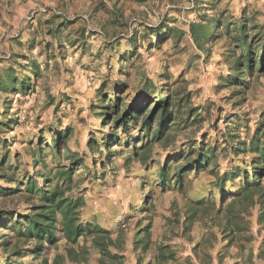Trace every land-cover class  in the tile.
<instances>
[{
  "label": "rangeland",
  "instance_id": "1",
  "mask_svg": "<svg viewBox=\"0 0 264 264\" xmlns=\"http://www.w3.org/2000/svg\"><path fill=\"white\" fill-rule=\"evenodd\" d=\"M182 3L183 0H0V119H13L12 127L0 129V161H4V169L0 168V181H4L0 184V203L15 202L27 209L21 212L17 207H0V215L5 211L27 214L30 205L38 203L26 191L24 176L41 185L37 177L42 181L45 174L57 177L62 166H71L65 149L56 154L46 145L52 144V139H46L45 130L53 138L54 133H61V126L62 132H69V137L63 138L69 150L84 160V165L74 169L71 189L73 196L86 199L81 216L95 213V223L98 220L108 227L135 229L140 209L150 216L155 211V200L167 198L164 203L169 204L178 191L174 188L162 192L152 178L167 157L188 152L192 146L198 149L204 144L206 151L215 147V153L201 173L192 169L186 172L187 199L221 198L214 185L217 176L210 173L212 168L220 173L221 166L223 172L236 166L251 169L255 154L247 151L236 157L231 148L264 125V75H255L258 82L248 88L230 83L232 70L225 75L224 65L233 46L226 24L236 22V5L233 0H197L193 8L183 9ZM166 4L175 6L164 10L157 21L156 13ZM173 11L176 15H169ZM220 18L225 26L215 38L199 45L191 24L213 28ZM156 31L165 37L160 44ZM8 73L26 81L25 93L3 89ZM150 82L152 85L147 87ZM124 84V95L132 104L144 97L154 101L162 90L172 95L175 122L169 127L171 139L167 145L161 142L151 147L150 170L139 161H126L130 151L125 144L120 147L114 143V155L110 156L103 143L110 128L103 125L100 95H113V87ZM49 115L52 120L45 123ZM70 115L73 119L64 125ZM37 127L38 131L33 132ZM138 133L134 126L132 134ZM119 134L123 137L122 130ZM39 137L47 141L43 143L45 162L34 166ZM92 138L98 141L96 149L89 147ZM121 148L125 150L121 152ZM185 162L182 160L180 166ZM10 175L15 180L9 179ZM239 182L238 179L236 183ZM232 183L227 180V192L235 190ZM127 206L131 215H125ZM260 208L259 204L249 206L243 213L245 229L228 248L212 219L202 221L209 232L200 250L203 264H264ZM8 220L13 225L17 219L5 216L0 221V234L14 232L2 229V222ZM18 245L26 252L34 243L21 239ZM53 250L45 243L44 253L50 258ZM41 258L24 254L13 264H43ZM4 261L0 245V264Z\"/></svg>",
  "mask_w": 264,
  "mask_h": 264
},
{
  "label": "trees",
  "instance_id": "2",
  "mask_svg": "<svg viewBox=\"0 0 264 264\" xmlns=\"http://www.w3.org/2000/svg\"><path fill=\"white\" fill-rule=\"evenodd\" d=\"M225 26L223 19L220 18L212 28L208 25L192 23L191 32L197 43L201 45L203 40L209 41L218 35L219 30ZM160 31V30H159ZM156 31L157 44L162 43L165 37ZM264 31V30H262ZM226 33L232 37L233 46L229 49V59L232 60L230 83L244 85L238 75L239 68L244 66L246 61L249 71H252L253 52L252 45L260 46V52L256 56L255 75H264V35L261 31H257L249 42L247 32V23L241 18L240 22H228L226 24ZM152 83H148L150 87ZM249 87L250 85H244ZM2 87L5 91L17 93L19 91L26 92L27 83L24 79L18 78L15 74H7L6 82ZM127 85L113 87L114 93L100 95L102 97L103 125L110 128L108 134L102 139L106 145L109 155L113 156L111 150L114 143L125 144L130 152H127L125 159L128 162L139 161L142 165L150 170L149 152L155 143L165 142L167 145L171 139L169 127L175 122V112L173 108L172 95L166 90L157 92L154 101L148 98L139 99L135 103H130L125 96ZM149 97L148 95H146ZM6 107L11 105L7 102ZM1 118V113H0ZM13 119L6 117L5 120L0 119L1 127H12ZM136 126L139 133L132 134V128ZM119 130L123 131V137L120 136ZM69 137V132L54 133L52 144H46L47 141L41 137L37 138L38 146L34 154V166H38L45 162L43 143L47 147L53 148L56 154H60L62 149L67 151V155L71 158V166L62 168L55 174L43 175V185H39L37 181L29 176L25 177L27 183L26 191L30 192V198H37L38 203H32L27 214H19L17 212H3L0 215V221L5 217H16L13 225L11 221H3L2 229L11 228L14 232L8 234L3 232L0 234V245L3 249L5 264H13L16 260L21 259L24 254H32L33 257L41 258L43 264H64L65 258L78 259L84 258L86 250L78 252L75 246L79 243V239L83 235H92L94 244L101 249L103 255H107L112 260L120 259L118 254H113L109 246L113 244L112 230L106 229L97 224L81 222V209L86 204V199L82 196H73L71 189L73 185V173L77 166L84 165L83 158H77L76 153L69 150L64 137ZM44 140V141H43ZM46 142V143H45ZM89 147L96 149L99 147L96 138L89 141ZM232 153L237 157L243 152L254 153L251 161V169L232 167L230 170L220 173L219 169L212 168L211 174L217 176L215 187L219 189L221 198L216 200L200 198L187 199V191L185 185V175L191 169L194 173L199 174L205 170L210 164L215 153V147H210L208 151L202 144L198 149L192 146L188 152L182 151L178 156L167 157L165 163L157 170V174L152 178V183L160 187L162 192L170 189H176L186 198L185 206V222L191 225L193 222L200 220L206 221L211 218L212 222L219 228L223 234V240L227 241L225 245L230 247L239 234L244 231L243 223L245 218L243 213H247L249 206L254 207L259 204L261 213L258 223L264 225V125L258 126L249 139L238 140L236 146L232 145ZM121 148V152L124 151ZM101 152V151H100ZM186 162L180 166L182 160ZM4 161H0L1 170L4 169ZM174 171V172H172ZM4 175V174H3ZM57 175V174H56ZM9 179L15 180L13 176ZM240 180L239 183L236 181ZM227 180L232 181L235 188L232 192L226 191ZM146 183V182H144ZM17 191H24L18 188ZM150 197V196H149ZM147 201V200H146ZM59 212L61 219L56 215ZM151 227L150 220L143 228L144 238L143 250H147L151 244ZM188 228V226H186ZM16 238L11 240V238ZM24 239L26 243L33 242L34 245L26 252H22L18 243ZM65 242L66 254L60 253V244ZM45 243L54 247L50 258L44 253ZM156 261L163 264L166 257L164 254L156 256ZM3 263V264H4ZM151 264V263H149Z\"/></svg>",
  "mask_w": 264,
  "mask_h": 264
},
{
  "label": "crops",
  "instance_id": "3",
  "mask_svg": "<svg viewBox=\"0 0 264 264\" xmlns=\"http://www.w3.org/2000/svg\"><path fill=\"white\" fill-rule=\"evenodd\" d=\"M165 200L167 198L154 201L155 211L150 216H146V210L140 209L137 218L139 222L135 229L108 227L98 220L95 223L97 217L95 213L88 217L80 215L83 224L90 222L112 230L113 244L109 249L113 254H118L120 259L112 260L107 255H103L101 249L94 244V237L83 235L75 248L78 252L86 250L84 258L76 260L65 258L64 264H159L155 258L160 254L166 257L163 264H203L200 250L205 246L208 229L200 220L191 225L185 222L186 198L179 192L172 196L169 204L166 205ZM125 209V215H131V208L127 206ZM150 220L152 221L151 244L147 250H143V242H141L144 238L143 228ZM219 242H221L220 237ZM218 245L217 243L216 246ZM66 247L68 246L65 242H62L60 253L65 255Z\"/></svg>",
  "mask_w": 264,
  "mask_h": 264
},
{
  "label": "clouds",
  "instance_id": "4",
  "mask_svg": "<svg viewBox=\"0 0 264 264\" xmlns=\"http://www.w3.org/2000/svg\"><path fill=\"white\" fill-rule=\"evenodd\" d=\"M45 2H47V0H45ZM196 2L197 0H191V2H189V0H183L182 8L183 9L193 8ZM233 4L236 5V12H235V15L233 16V19H235L237 23H239L241 18H243V20L247 23V32L249 36V42L251 43V38L253 35L256 34L257 31H261V35H264V31H262L264 30V0H233ZM174 6L175 5L173 4H166L163 9H161L159 12L156 13L157 21L161 18L162 12L164 10H166L167 8H173ZM5 7L7 8V5H5ZM241 9H243L242 13L240 11ZM195 14H196L195 11H193L192 15L194 16ZM169 15L175 16L176 13L173 11V12H170ZM184 18L185 17L181 16V19H184ZM157 21H150V22L155 23ZM13 34L15 33L13 32ZM252 52H253L252 71L251 72L249 71L246 61L244 62V66L239 68L238 70L239 79L246 86L252 83L258 82V77H254L253 73L257 70L256 69V56L260 52V46L253 44ZM231 66H232V60L229 59L228 63L224 65L223 70L225 72V75L229 74V72L231 71ZM241 111H243V109H241ZM71 119H73V116L70 115L68 119L64 120V125H67ZM51 120H52V116L49 115L48 118L45 120V123H48ZM32 131L37 132L38 127L33 128ZM60 131L61 132L63 131V126H61ZM17 135H19V132L17 133ZM44 135L46 139L48 140L52 139V135L48 133L47 130H45ZM197 139H198V135H197ZM90 158L91 157H89V159ZM28 171L32 172V171H37V170L28 169ZM221 174H223V166H221ZM37 179H40V182L42 185L43 184L42 179L40 177H37ZM2 183H4V181H0V184ZM0 207H4V208L17 207L18 211H21V212L27 210L23 204L17 205L15 202H3V203H0ZM56 215L60 217L61 219H63V217H61V214L59 212H57Z\"/></svg>",
  "mask_w": 264,
  "mask_h": 264
}]
</instances>
